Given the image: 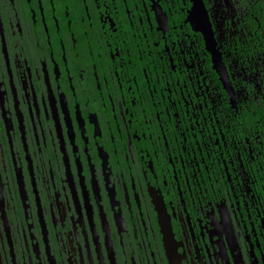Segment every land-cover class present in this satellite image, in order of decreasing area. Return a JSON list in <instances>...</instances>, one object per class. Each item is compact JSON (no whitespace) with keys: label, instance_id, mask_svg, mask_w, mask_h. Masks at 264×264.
I'll list each match as a JSON object with an SVG mask.
<instances>
[{"label":"flooded vegetation","instance_id":"1","mask_svg":"<svg viewBox=\"0 0 264 264\" xmlns=\"http://www.w3.org/2000/svg\"><path fill=\"white\" fill-rule=\"evenodd\" d=\"M0 264H264V0H0Z\"/></svg>","mask_w":264,"mask_h":264}]
</instances>
